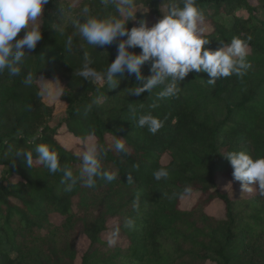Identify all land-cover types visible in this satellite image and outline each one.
<instances>
[{
    "label": "trees",
    "instance_id": "obj_1",
    "mask_svg": "<svg viewBox=\"0 0 264 264\" xmlns=\"http://www.w3.org/2000/svg\"><path fill=\"white\" fill-rule=\"evenodd\" d=\"M91 1L74 6L69 0H50L40 17L42 39L28 53L21 74L0 75V264H76L77 259L79 264H264V196L258 185L252 196L231 199L217 182L221 177L238 183L224 159L227 151L264 157V0H197L209 29L206 47L217 50L233 37L251 36V67L243 78H222L215 86L207 85L206 73L193 71L179 82L178 98L162 100L156 98L159 89L129 96L127 90L139 82L127 73L118 74L115 89L76 75L84 51L98 71L106 70L117 55L119 39L95 50L72 27L82 4L90 6ZM61 3L73 17L60 29L54 24V9ZM163 3L138 0L143 12L149 11L139 13L137 23L129 21L127 27L138 26L140 20L153 26ZM239 9L244 13L237 15ZM112 11L99 3L93 13ZM69 35L71 51L65 46ZM150 68V62L142 66L145 77L152 74ZM28 71L37 81H59L65 88L58 98L63 110L43 101L39 84L24 85ZM89 104L92 110L86 113ZM130 108L136 109L135 116ZM147 112L163 121L155 135L136 126L139 115ZM93 131L106 149L102 168L117 172V179L98 178L93 188L77 183L66 192L61 173L36 164L29 168L15 155L18 148L47 144L75 174L82 140ZM60 137L76 142L66 146ZM116 138L124 139L125 153L112 148ZM160 168L169 171L168 179H154L153 172ZM129 176L133 184H128ZM185 187L192 191L182 197ZM193 196L191 206L182 205ZM137 198L140 206L134 211ZM216 200L224 206L220 218L205 211ZM127 217L134 218L133 229L124 227ZM110 229H119L117 239L125 245L110 247L103 240ZM81 236L89 245L80 255L75 244Z\"/></svg>",
    "mask_w": 264,
    "mask_h": 264
},
{
    "label": "clouds",
    "instance_id": "obj_2",
    "mask_svg": "<svg viewBox=\"0 0 264 264\" xmlns=\"http://www.w3.org/2000/svg\"><path fill=\"white\" fill-rule=\"evenodd\" d=\"M50 0H0V75L7 71L9 76L21 74V66L29 52L35 50L42 39L41 25L38 23L43 16L45 6ZM105 9H112L107 15L93 13L85 5L80 9L79 16L72 19V27L87 45L96 48L109 46L117 42V55L106 70L98 71L92 67L93 60L90 53L84 51L83 64L76 75L82 77L89 84L107 85L115 89L120 84V77L124 73L135 76L139 82L128 89L129 96H140L151 93L154 89L157 100L178 98L182 91L179 82L190 73H206L210 78L205 81L209 86H215L217 80L237 76L243 78L251 67L247 60L249 41L240 37H233L230 42L221 43L217 50H211L210 40L206 33L209 31L204 12L198 7L197 0H164L160 7L161 18L149 27L145 20H140L138 26L127 27L129 21L137 19V0H100ZM60 10L65 15V8L60 4ZM149 11V9H148ZM147 11V12H148ZM142 12V13H147ZM61 17V18H62ZM23 30V36L16 39ZM66 49L71 51L73 36L66 40ZM141 49L140 54L130 49ZM146 62L151 64V75L145 77L142 66ZM120 74V77H118ZM25 86L39 84L38 94L49 99L62 96L64 87L57 80L38 82L36 75L28 71L23 79ZM153 104L151 107L155 108ZM92 110L89 104L86 113ZM134 116L135 108H130ZM137 127L147 129L155 135L162 127L163 121L151 112L139 115ZM38 138V134L35 139ZM83 148L79 154L81 161L78 172L74 174L72 168L62 165L57 152L47 144H36L33 150L18 148L16 156L23 157L26 165L32 168L34 164L41 165L50 173L62 174L61 182L66 185L65 191L73 190L77 183L86 188H93L97 179L111 182L117 179L116 171L102 168V160L106 149L95 140L94 131L82 140ZM116 153L127 151L124 139L116 138L112 144ZM35 154V155H34ZM233 169L234 181L240 182L242 191L251 192L258 185V191L264 196V157L253 158L248 152L227 151L224 155ZM156 181L168 179L169 171L160 168L153 172ZM132 177H128V184H133ZM231 186V182L226 186ZM192 189L185 187L183 196L191 194ZM139 199L134 200V211L139 210ZM124 227L133 229L135 220L125 218ZM119 229L108 237V245L117 243Z\"/></svg>",
    "mask_w": 264,
    "mask_h": 264
},
{
    "label": "rangeland",
    "instance_id": "obj_3",
    "mask_svg": "<svg viewBox=\"0 0 264 264\" xmlns=\"http://www.w3.org/2000/svg\"><path fill=\"white\" fill-rule=\"evenodd\" d=\"M71 2L72 5L76 6L78 4H80L79 2H81V0H69ZM91 1V0H89ZM100 3V0H92L91 1V4H90V8L92 9V11L95 9L96 5ZM89 4V2H88ZM137 4H138V0H137ZM83 6L87 5V3L85 2L84 4H82ZM60 6V5H59ZM65 8V7H64ZM138 8L140 11H144V8L141 6V5H138ZM66 10V9H65ZM142 12H137L136 15H138L139 13H142ZM54 13H55V21H54V24L56 26V28H64V26L66 24H68L69 21H71L72 17H73V12H71L70 14L69 11H65V15L62 17L63 13H61V10H60V7H57L54 9ZM237 15H240L242 13H244L241 9L237 10L235 12ZM69 15V16H68ZM62 17V18H61ZM133 24L135 25L137 23V19L132 21ZM38 23L40 24V19L38 21ZM39 82H43V81H49V82H52V83H55L56 80H45V79H40L38 80ZM40 86V85H39ZM62 86V85H61ZM43 101L47 104V105H55L57 110H63L64 108V105L62 104L61 101H59V99H49V98H46V97H42ZM61 143H63L64 145L66 146H71L73 143H75L76 141L73 140L72 138H68V137H60L59 138ZM163 162H166L167 161V158H163L162 160ZM3 168H0V174H3ZM218 182V185H219V190L223 193H227L229 194V196L231 197V199H241V198H244V197H250L252 196L254 193H255V188H253V190L251 192H243L242 191V187H241V183L238 182V183H235V184H232V187L229 186L228 188L226 187L230 181L228 180H224L222 179L221 177L218 178L217 180ZM250 187H255L254 185H250ZM195 197H190L188 198L186 201H184V203L182 204L183 206H186L189 207L191 206V204L193 203ZM206 213L210 216H213V217H217V218H220L224 215V206L223 204L216 200L214 202H212L208 208H206ZM51 219L54 220L55 222H60L61 219L58 218V217H52L51 216ZM115 224V221H112L110 224H109V227L113 226ZM113 232V229H110L109 231L105 232L103 234V240L104 241H108V237L109 235ZM76 248L79 252V254L81 255L88 247L89 245V241L84 237V236H81L79 237L77 240H76ZM115 245H125L124 243V240H120V239H117V243ZM76 264H79V260L77 259L76 260ZM209 264V263H207Z\"/></svg>",
    "mask_w": 264,
    "mask_h": 264
}]
</instances>
